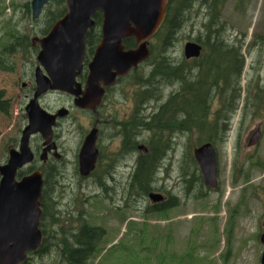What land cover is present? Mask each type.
<instances>
[{"label":"rangeland","instance_id":"rangeland-1","mask_svg":"<svg viewBox=\"0 0 264 264\" xmlns=\"http://www.w3.org/2000/svg\"><path fill=\"white\" fill-rule=\"evenodd\" d=\"M19 2L22 4L23 0H19ZM205 12L204 8L194 5L191 13H187L190 25L178 30L177 41L172 42L174 45L171 49V55L174 63L186 62L183 49L185 43L189 41L198 43L197 38H202L203 30L201 26L207 22ZM11 13L9 9L5 14L6 17ZM6 20L8 18L5 19V22ZM15 20H17L16 15ZM44 23L45 18L42 19V23L38 25V28L43 27ZM219 24H221L225 43L229 46H238L244 39V45L241 49L244 65L239 108L231 124L229 139L225 144L218 142L213 146L210 142H204L198 146L193 143L196 137H190L189 141V137L186 135V140L182 139L178 142L179 144L174 143L172 149L168 152L164 163L167 161L168 174V164H171V183L177 188L180 187L181 190L183 184L179 182L181 176L180 166L188 155L191 153L198 166L194 158V149L204 144H210L216 150L218 173L216 174V188L210 194H207V197L198 200H187V196L179 197L180 206L183 203L181 208L141 216L133 208L139 207L144 199L137 197L134 191L128 193L118 191V189H115V183H109V188L95 187L94 176L95 173H98L100 181L102 176L100 169H94L88 177L81 179L79 174L73 171L74 168L72 170L69 163L74 160L76 153L77 134H86L90 130V127L85 124L86 114L72 106L71 99L67 94L48 91L39 97L41 107L44 110H51L52 115L65 112L66 108H72L73 112H75L74 109L77 111V114L70 118L65 113L55 119L53 141H56L54 137L56 130V139L62 147L65 159L58 162L55 158L50 157L44 163H40L41 161L38 158L41 152L39 151L36 155L35 165H37L38 170L45 179L49 173L55 176L56 179L57 171L62 168L67 169L66 172L58 174L54 189V193L58 195L54 209L56 216H58L59 227L65 230L75 227V224L68 226L67 219L71 210L74 212L76 196L77 205L78 200H80V203L83 202L81 207L84 210L85 218L91 216V222L94 225H104L106 229V242L100 256L102 259L101 264H177L182 259H185L183 262L185 264L188 255L192 256L194 264H259L262 245L258 241L256 233L258 227L261 229L260 223L263 221L262 207L260 200L256 203L251 196L254 192V194L256 193L254 198H262V201H264V195L259 191L264 185V170H258L252 164L259 163L264 167V131L260 134L261 126H264V111L261 115L246 118V120L241 118V114L242 108L245 107V88L249 85V81L255 76V73H259L261 85H264V0H224ZM24 25H26L25 22L20 21L19 30ZM42 36L39 33L37 35L38 38ZM260 36L263 38L261 48L259 46ZM198 40L201 41V39ZM149 43H153V38L149 40ZM249 44H251L250 56L246 51ZM143 66L146 69L149 68L147 62ZM34 71L35 66L33 64L23 69L20 56L16 58L14 72L0 71V91H3L2 100L10 103L8 115L0 113V166L6 163L7 152L17 146L20 131L26 124L27 118L24 111L21 110L24 109L31 96L27 89L21 87V84H26L25 87H27L31 80L28 77L32 75L34 78ZM21 72L27 74V78L23 82L19 80ZM80 79H77L79 83H81ZM31 83L33 84V81ZM129 86L130 84L120 85L118 88L119 96H126V90ZM177 88L178 84L166 87L162 93L164 97L161 98V102L153 101L151 104H146L147 110L156 109L159 103H164L167 96ZM26 95L30 97L27 99ZM156 114L157 119L160 120L158 124L159 131L162 136L166 135L167 113L163 111ZM60 123L62 125L58 128ZM57 129L62 134L59 137ZM255 130L259 131V139L252 146H249V140L256 132ZM140 135H143L145 139L148 137L147 132H142ZM151 144L162 147L163 141L153 140ZM40 145H42V139L38 135L33 136L30 140L31 148L36 152V147ZM246 152H250V154ZM77 154L75 157H77ZM54 156H60L58 150ZM237 173L240 176L239 180L231 184V175L234 176ZM80 183L82 190L79 192L76 185ZM151 192L168 193L161 190H152ZM243 195L247 199L246 201L250 199L247 205H245L246 201L244 204H240L239 198ZM141 196L147 197L144 193ZM126 202H128V205L132 204L133 207L126 206ZM185 202H187L186 205ZM244 205L245 207L241 208ZM152 210L153 208L149 209L148 212ZM234 210H239L242 213L236 215L233 219L231 215ZM243 213L249 215L242 216ZM122 216L123 220L120 221ZM200 226L202 232L197 237L192 238L191 241L188 240L189 228L198 230ZM226 226L233 228L231 237H228L227 232L224 231ZM51 230V227L48 228V232ZM198 241L201 243H198ZM54 250H47L46 252L49 255L39 253L33 256L31 263L60 264V259ZM227 251L228 255L225 257Z\"/></svg>","mask_w":264,"mask_h":264},{"label":"trees","instance_id":"trees-1","mask_svg":"<svg viewBox=\"0 0 264 264\" xmlns=\"http://www.w3.org/2000/svg\"><path fill=\"white\" fill-rule=\"evenodd\" d=\"M223 3L224 0H168L165 19L159 31L153 37V43H149L150 57L146 61L149 64V68L146 69L142 65L136 70L132 69L127 77L121 80L120 85L130 84L126 90V96H119L117 92L113 95L110 89L107 91L109 98H113L111 101L119 102L121 98L129 99L133 95L135 102L149 104L153 101L161 102V98L164 97L162 95L164 89L178 84V88L167 96L161 108V113L163 111L167 113L166 135H161L158 128L160 120L157 119V115L154 117V140H162L163 146L158 147L157 145H152L153 140L147 142L149 146L147 156L153 152L155 155V171L159 168L160 159L164 153L167 151L168 154L173 144H179L178 142L185 139L186 135L189 137V141L190 137H196L193 143L198 146L204 142H210L214 146L218 142L225 143L228 140L232 121L239 108L241 78L244 65L241 49L244 45V39L238 46H229L225 43L221 24L218 25ZM22 4L26 3L23 2ZM22 4L14 5L13 1L7 3L6 0H0V71L3 72H14L15 61L18 56L21 58L23 69L31 64L37 67L36 55L39 49L37 44L36 47H32L33 40L39 39L37 37L38 33L41 36L47 35L53 24L65 14L64 0H50L44 6V13L41 17L42 19L45 18L43 27L38 28V25L42 23V19L40 18L38 23H33V26L24 25L19 30V22L24 18L23 16L19 17L17 14L21 11ZM26 5L29 7V3ZM194 5L204 8L206 11L205 20L207 22L201 26L203 30L202 38H197V44L201 47V56L193 61V66H188L186 63H174L171 55V49L174 45L172 42L177 41L178 30L190 25L188 23L187 13H191ZM9 9L12 13L6 17L5 14ZM15 15L17 20H15ZM24 16L28 17L27 19H31L29 13H26ZM7 18L8 20L5 22ZM100 22L101 14L97 13L95 17V29L86 37L87 54L85 64L90 60L95 45L99 42ZM198 39H201V41ZM123 43L126 48L135 47L133 39H127ZM262 44L263 38L260 36V48ZM250 46L251 44L246 47L249 56ZM20 77L22 79L21 82H23L26 80L27 74L21 72ZM30 78L31 80L26 89L29 94L33 95L35 91L34 83H31L33 76L30 75L28 79ZM261 84L259 73H255V76L245 88V107L242 108L241 114V118L244 120L258 116L264 111V85ZM107 92L104 101L110 100ZM2 97L3 91H0V113L8 115L10 103L2 100ZM20 109L22 108L20 107ZM21 111L23 112L24 110L22 109ZM138 124L140 130L151 129L149 121L144 122L140 119ZM129 135L130 133L124 132V137ZM252 165L258 170H264V167L259 163ZM34 169L36 168L31 164V167H27L24 170L30 173ZM180 169L184 172L185 177L183 180V188L180 190V187H176L173 193L174 195L166 202H163V200V204L160 207H155L152 211L146 212L147 216L181 208L183 204L180 206L179 197L183 198L187 196V200H197L205 197L201 193V186L203 184L197 175L199 168L193 160L191 153L180 166ZM26 171H20L18 177L25 175ZM63 172H66V170L60 169L57 171L56 179L50 173L46 176V179L44 178V191L42 192L40 200V229L43 234V241L36 253H27L26 261L22 264H32L31 259L33 257L31 255H38L39 253L49 255L46 251L54 249L60 259V264H94L98 258L95 264H101L102 259L100 256L106 242V229L104 225H94L91 222V216L85 218L84 210L81 207L83 202L80 203V200H78L77 205L76 196L74 213L67 219L68 226L75 224V227H71L68 230L59 227L58 216H56L54 209L53 196L58 174ZM94 177L95 187L103 188V185L100 186L101 183H98V186H96V181L99 182V174L95 173ZM239 178V173L235 174L234 183ZM81 179L84 178L81 177ZM47 187H49L48 190H46ZM76 189L79 192L82 190L81 183L76 185ZM120 191L128 193L133 190L123 189ZM164 191L166 193L168 192L167 190ZM196 191L197 193H195ZM253 196L254 192H252L251 197ZM246 200L244 195L241 196L240 204H244ZM247 202L245 205H247ZM184 204L186 205L187 202ZM125 205L133 207L132 204L128 205V202ZM133 209L137 212V207ZM236 215H238V210H234L231 217L234 219ZM122 220L123 216L120 221ZM50 227L52 230L48 232V228ZM55 227H58L59 231H55ZM232 230L233 228L231 226L230 228L226 226L224 231L227 232L228 237H231ZM189 232L188 240L191 241L192 238L197 237L202 232V228L201 226L198 230L189 228ZM198 243L201 242L198 241ZM176 252L178 253L179 251ZM227 255L228 251L225 257ZM184 260L182 259L177 264H183ZM186 261L185 264H194L191 255H188Z\"/></svg>","mask_w":264,"mask_h":264},{"label":"water","instance_id":"water-1","mask_svg":"<svg viewBox=\"0 0 264 264\" xmlns=\"http://www.w3.org/2000/svg\"><path fill=\"white\" fill-rule=\"evenodd\" d=\"M50 0H31V18L37 19ZM65 14L50 28L47 35L33 40L38 45L34 71L35 91L24 106L26 125L20 131L17 148L10 149L7 161L0 166V264H22L27 253L36 252L43 240L40 200L43 176L39 170L18 178V173L35 161L30 140L40 136L43 150L39 156L45 162L48 152H56L53 128L56 117L44 110L39 97L46 92H59L73 97V106L80 110L94 109L105 90L117 78L150 57L149 40L159 31L168 0H64ZM101 14L100 40L87 63L88 75L84 86L77 82L87 54L86 37L95 29L96 14ZM132 38L134 48L124 41ZM186 59L198 58L201 47L193 41L184 45ZM26 84H22L24 88ZM64 111V110H63ZM256 131L249 140L252 146L259 139ZM96 131H90L78 152V174L86 178L95 169L98 150ZM203 184L214 189L216 183V153L210 144L193 151ZM151 201L162 200L158 193L149 195ZM263 233L259 237L262 251L259 264H264Z\"/></svg>","mask_w":264,"mask_h":264},{"label":"flooded vegetation","instance_id":"flooded-vegetation-1","mask_svg":"<svg viewBox=\"0 0 264 264\" xmlns=\"http://www.w3.org/2000/svg\"><path fill=\"white\" fill-rule=\"evenodd\" d=\"M9 1H13L14 5H19L20 3L19 0L18 1L17 0H7L6 2L8 3ZM23 2H25L26 4L29 3V7H27L26 4H22L21 11H19L17 15H19V17L23 16L24 19H22V21H24L26 25H29L31 27L33 26L34 22L38 23L39 19L43 16L44 7L41 10L40 16L37 19H32L31 18V0H23ZM26 13H29L31 19H27L28 17L24 16ZM100 25H101V22H100ZM32 47H36V45L32 44ZM195 59H198V58L185 59L186 60L185 63L188 66H193L194 65L193 61ZM87 63L85 64V61L83 62L82 73L80 76L77 77V79L81 78L80 80H81L82 86H84L87 75H88ZM144 63H141L140 65H138L136 69H138ZM127 75L122 78H117L115 81V84L105 90V93L102 97L101 102L94 109H87V110L79 109L81 112L86 114L85 124L90 127V130H88L86 134L85 133L77 134L78 142H77L75 155L79 152L87 134L90 131L95 130L96 135H97L95 146L98 150V157L95 163V169L96 168L100 169V173L102 175L100 178V181L99 182L96 181V186H98V183H101L100 186L103 185L105 188H109L110 187L109 183L111 184L115 183L116 185L115 189H118V191L123 190V189L133 190L135 194L137 195V197L144 199V202L141 205H139V207H137V213L141 216H144L146 215V212H148L149 209L160 207L161 204H163V202H166L167 200H169L170 197L172 196L171 193H174L176 187L172 185L171 180H170L171 164H168L169 174L167 175V164H166L167 161L166 163H164L167 157V151L164 153V155L160 159L159 168L156 171H155L154 152L151 153V155L147 156L148 148H149L147 142H149L150 140H154L155 138L154 117L157 115L156 114L157 112L161 113V108L163 107L164 103L163 102L159 103L156 109L147 110L146 104L135 102L133 95H131L129 99L121 98L119 102L111 101L113 100V98L112 99L109 98V93L107 92L109 89L113 93V95L115 94V92H117V94L119 95L118 88L120 87L121 80L123 78L125 79ZM19 80L20 82L22 81L21 77H19ZM33 83H34V78H33ZM22 84H21V87H22ZM26 88L27 87L23 89H26ZM106 92L108 93V98L110 100L104 101ZM30 96H32V94H30ZM30 96L26 95L25 97L28 99ZM68 97L71 99V103H73V97L72 98L70 96ZM66 109L68 111L66 115L68 118L77 114V111L75 109H74L75 112H73L72 108H66ZM140 119L143 120L144 122L149 121L151 124V129L150 130H144V129L140 130L139 124H138ZM61 125L62 123L59 124L58 128ZM256 130H259V129H256ZM262 131H264V126H261L260 134ZM57 132H58V137L62 135L60 130H58ZM124 132L130 133V135L127 137H124ZM142 132L148 133L147 139H145L143 135H140V133ZM201 136L203 137V135ZM54 137L56 140L55 141L56 151L58 150L60 156L58 157L54 156L56 152L55 153L48 152L47 159H49L50 157H53L55 158L56 161L59 162L60 160L65 159V156L63 155L61 145L58 143L56 139V130H55ZM15 148H17V146ZM42 150H43L42 145H40L39 147H36V152L33 150L35 154V162L33 163L34 165L32 166H34L36 169H38L37 165H35L36 155L38 154L39 151L42 152ZM246 153L250 154V152H246ZM75 155H74V160L71 163H69V165L72 166V170L74 168L73 171L75 173H78V154H77V157H75ZM40 163H44V162H40ZM28 167H31V164ZM62 169L67 170L66 168H62ZM34 170H31V171L33 172ZM23 171H26V170H23ZM25 173H26L25 175H27L28 171H26ZM180 173H181V176H180L179 182L183 184L184 183L183 180L185 177H184V172L181 171V169H180ZM197 175H198L199 180L203 184L200 170ZM234 178H235V174L234 176L231 175V179H230L231 184L234 182ZM43 181H44V178H43ZM152 190H161V191L167 190L168 197L165 193L151 192ZM43 191L44 190H42V192ZM212 191L214 190H211V189L209 190V188L205 187L204 184L201 186V193L204 194L205 197H207V194H210ZM259 191L264 195V185L259 189ZM143 193L147 197H142L141 195H143ZM151 193H158L162 196L163 199L157 202L151 201V199L149 198V195ZM195 193H197V191ZM255 195L256 193L252 197L253 201L258 203V200H260V205L262 207L261 215L263 216V221H264V201H262V198H257V199L254 198ZM257 195L259 196V194ZM53 197H54L53 201L55 205V203H57L58 195L54 193ZM242 207H245V205L241 206V208ZM73 213L74 212H72L71 210L70 215H72ZM240 213L242 212L238 210V215ZM241 215L247 216L249 214L243 213ZM261 223H260V226H261ZM39 228H40V225H39ZM54 229L55 231H59L58 227H55ZM262 233H263L262 226H261V229L258 227V230L256 233V237L258 238V241ZM29 253L34 254L35 252H29ZM33 256L35 255H31V257Z\"/></svg>","mask_w":264,"mask_h":264}]
</instances>
